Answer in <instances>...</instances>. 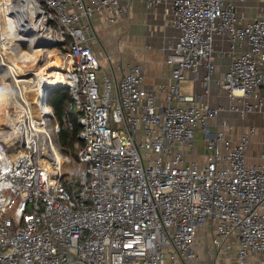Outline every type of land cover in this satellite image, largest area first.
<instances>
[{"label":"built area","instance_id":"1","mask_svg":"<svg viewBox=\"0 0 264 264\" xmlns=\"http://www.w3.org/2000/svg\"><path fill=\"white\" fill-rule=\"evenodd\" d=\"M32 1L26 44L62 48L64 78L37 102L18 96L0 123V264H264V5L246 18L248 0H137L173 15L162 105L140 62L108 59L97 76L82 21L105 10L114 24L132 0ZM188 79L201 90L180 94ZM59 87L64 130L77 112L75 160L51 123Z\"/></svg>","mask_w":264,"mask_h":264},{"label":"crops","instance_id":"2","mask_svg":"<svg viewBox=\"0 0 264 264\" xmlns=\"http://www.w3.org/2000/svg\"><path fill=\"white\" fill-rule=\"evenodd\" d=\"M256 5H264V0H248L244 5H238V12L244 13L246 18H252L254 16L252 8ZM125 7V12L114 24L106 22L105 10L93 15L89 20L83 19L82 22L88 26L87 35L92 40L89 46L95 56L107 57L113 62L120 60L125 64L135 60L142 63L143 86L149 94L158 98L159 104H162L164 94L159 95V87L163 85L166 91L172 85L169 67L165 63L166 45L176 35L172 26L173 15L170 4L162 3L149 8L137 0H132ZM102 40L105 41V47L111 44L110 47L113 48L117 45L112 57L106 53V51L110 52L109 49L105 51L100 44ZM114 40L117 43L113 46ZM124 58L127 61H124ZM224 63H227V60ZM224 70L226 69L221 71ZM188 82L192 81L188 79ZM194 86V92L201 90L198 83Z\"/></svg>","mask_w":264,"mask_h":264},{"label":"bare ground","instance_id":"3","mask_svg":"<svg viewBox=\"0 0 264 264\" xmlns=\"http://www.w3.org/2000/svg\"><path fill=\"white\" fill-rule=\"evenodd\" d=\"M12 4L11 0H0V65L7 69L14 83V87H10L11 85L9 86L5 83V79H2L4 86L0 89V123L4 121L5 109L18 96H32V92L36 90L41 91L42 95L45 86H57L63 82L64 78L58 69L59 56H54L52 52L48 53L47 64L41 66L43 49H35L31 53L22 52L20 43H31V37L23 34L38 30L30 14L36 9V5L32 0H17L16 4L19 8L14 10ZM28 74L33 77L23 79ZM33 100L37 102L35 95ZM40 106L45 107L42 103Z\"/></svg>","mask_w":264,"mask_h":264},{"label":"rangeland","instance_id":"4","mask_svg":"<svg viewBox=\"0 0 264 264\" xmlns=\"http://www.w3.org/2000/svg\"><path fill=\"white\" fill-rule=\"evenodd\" d=\"M12 3H13L12 6H14V10L19 8L18 7V4H16L17 3L16 0H12ZM9 11H11V10H9ZM26 37H30V35L28 34ZM104 43H105V41H103V40L100 41V44L103 46V48L105 49V51H106V49H109L110 52H107L106 51L107 55L109 57H112L113 50L117 48V45H116L117 42H116V40H114V44H113V46L114 45H116V46L113 47V48L110 47V46H112L111 44L108 47H105V44ZM119 43L120 42H118V44ZM29 47H30L29 44H25L23 46L20 45V48H21V50H23L22 52H24V53L25 52L26 53H29V52L31 53L33 51L32 49H29ZM45 48H46V51H48V52H44L43 53V58H42V61L40 63L41 66H44V65L47 64V62H48V53L52 52L54 56L55 55L59 56V53L60 52H58L57 50L62 49V48H60L58 46H46ZM96 58L98 60L99 66H100V70L97 72V76H98L99 79H101L103 77V74H105V72H106V70L108 68L107 67L108 59H107V57H103L102 58V57H99L97 55H96ZM124 61H127V59L124 58ZM118 62H121V61L118 60ZM122 64H123V62H122ZM32 77L33 76L31 74H28V76L26 75V77H24V78L21 77V78H23V79H28L29 78L30 79ZM3 78L5 79V83H8L9 86L11 85L10 87H14V83L12 82L11 78L9 77V75L7 73V69L4 66L0 65V89L4 86V83L2 82V79ZM59 89H61V88L59 87L57 90L53 91L52 93L58 91ZM169 91H170V89L167 88V90L165 91L166 94ZM179 91H180V94H191V93H193L195 91V86H194V84L192 82L181 81L179 83ZM163 100H165V95H163ZM221 118H225V114L224 113L221 115ZM233 118H235V117H233ZM250 120H252V116H250L249 119H247V117H244V119H243L240 116H238L236 118V123H238V125H244V124H239V123H242V121H245V123H246L247 121L249 122ZM253 120L259 121L260 120V116L255 115L253 117ZM54 122H57L56 118L51 121V123H54ZM231 122H233V121H231ZM215 131H216L215 125L214 124H211L209 126V133L213 134V133H215ZM204 139H205V133L203 131H201L200 129H196V133H195V144L194 145H195V148L197 149V152L199 154H203V141H204ZM78 148H79V146L78 145H75L74 151L71 152V153H68V156L70 158H72L73 160H75L74 159L75 157L73 156V154L76 153V151H77ZM255 154H256V150L253 151V155H255ZM216 264H219V263L216 262Z\"/></svg>","mask_w":264,"mask_h":264},{"label":"trees","instance_id":"5","mask_svg":"<svg viewBox=\"0 0 264 264\" xmlns=\"http://www.w3.org/2000/svg\"><path fill=\"white\" fill-rule=\"evenodd\" d=\"M71 99L66 88H61L58 91L51 93L49 96V106L52 108V111L55 115L57 123L60 126V131L57 134V142L61 147V151L64 155H68L74 151L75 145H78L79 148L82 146V142L78 139L79 126L76 121L77 112L71 111L69 113V122L73 125L72 131L64 130V122L62 121L63 111L66 106L70 103ZM76 153L73 154L75 157Z\"/></svg>","mask_w":264,"mask_h":264}]
</instances>
